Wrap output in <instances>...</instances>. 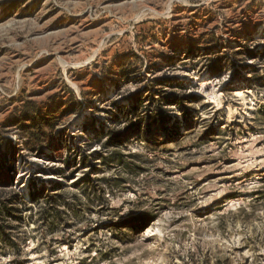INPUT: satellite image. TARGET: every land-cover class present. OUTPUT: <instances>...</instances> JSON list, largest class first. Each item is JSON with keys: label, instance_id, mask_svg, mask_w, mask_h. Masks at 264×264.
<instances>
[{"label": "rangeland", "instance_id": "1", "mask_svg": "<svg viewBox=\"0 0 264 264\" xmlns=\"http://www.w3.org/2000/svg\"><path fill=\"white\" fill-rule=\"evenodd\" d=\"M0 226V264H264V0H0Z\"/></svg>", "mask_w": 264, "mask_h": 264}, {"label": "trees", "instance_id": "2", "mask_svg": "<svg viewBox=\"0 0 264 264\" xmlns=\"http://www.w3.org/2000/svg\"><path fill=\"white\" fill-rule=\"evenodd\" d=\"M2 207H3L4 209L8 210V207L6 206L5 203H3ZM0 228H2V226H0Z\"/></svg>", "mask_w": 264, "mask_h": 264}, {"label": "bare ground", "instance_id": "3", "mask_svg": "<svg viewBox=\"0 0 264 264\" xmlns=\"http://www.w3.org/2000/svg\"><path fill=\"white\" fill-rule=\"evenodd\" d=\"M32 158H33V157H32ZM32 160H35V157H34Z\"/></svg>", "mask_w": 264, "mask_h": 264}]
</instances>
